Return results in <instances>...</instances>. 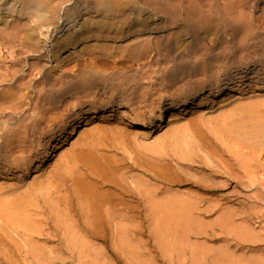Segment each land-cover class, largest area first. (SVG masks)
Wrapping results in <instances>:
<instances>
[{"label": "rangeland", "instance_id": "obj_1", "mask_svg": "<svg viewBox=\"0 0 264 264\" xmlns=\"http://www.w3.org/2000/svg\"><path fill=\"white\" fill-rule=\"evenodd\" d=\"M190 1L171 2L172 17L167 15V10H152L151 14L159 19L153 35L148 32L146 36L128 37L124 40L127 44L122 42L119 46L122 54L108 58L112 62L110 67L117 68L118 74L126 72L128 64H133V69L139 72L129 85V99L134 101V106L124 109L127 116L136 113L154 119L159 108L168 122L172 100L178 101L180 97L195 101L187 107L189 111L179 113L174 122L162 128L136 131L126 125L128 117L123 118L121 111L100 110L81 119L80 127L67 135L65 142L63 138L56 140V146L48 148L43 167L37 172L34 170L38 153L42 139L50 130L48 127L53 124L51 118L57 117L58 122V116L67 115L72 107L69 100L47 106L34 88L39 79L63 77L67 70L54 68V61L46 52L38 60L34 54L27 53L26 59L19 63L17 77L8 80L3 77L9 71L5 68L19 55L11 57L10 46L0 42V101L19 100L13 102L15 107L7 103L5 109L0 105L3 118L0 149L12 147L7 142L12 131L19 138V131H25L19 126H30L17 144V151L14 150L19 156L11 151L7 160L0 159V264H264V0ZM140 4L142 7L144 3ZM168 18L175 20L173 25L167 22ZM186 18L195 24L192 33L184 27ZM202 44L209 46L204 49ZM16 49L12 51L19 50ZM200 49L205 52L199 53ZM33 64L41 68L31 71ZM16 79L25 85L17 88ZM217 83L221 89L219 97L210 94ZM236 87L241 92L235 98H226ZM40 126L44 128L42 131L35 130ZM10 128L13 129L9 131ZM90 140L93 142L89 144ZM90 145L95 148L90 150ZM99 150L105 156L101 154L98 159L94 156L95 160L111 164L110 172L115 176L107 173L106 181L95 183L93 176L90 180L87 165L93 158L91 154ZM12 154L16 155L10 157ZM31 157L33 164L25 172L23 163ZM113 160L116 164L110 163ZM55 172L60 175L56 176ZM77 183L84 187V192ZM8 210L18 213L24 225L13 222ZM87 212L91 213H88L90 217ZM119 231L124 233L123 237Z\"/></svg>", "mask_w": 264, "mask_h": 264}, {"label": "bare ground", "instance_id": "obj_2", "mask_svg": "<svg viewBox=\"0 0 264 264\" xmlns=\"http://www.w3.org/2000/svg\"><path fill=\"white\" fill-rule=\"evenodd\" d=\"M81 1V0H80ZM168 1V2H166ZM174 1V0H173ZM172 0H85V2H79L77 0H0V42H4V44H7V46L9 47V51L11 50V52L9 53V55L14 56L13 54H17L18 59L15 58V61L13 62H9L8 66H6V70L8 69L9 71L5 72V74L3 75V77H7L8 80H11L17 75L18 70L20 69V64L22 62L23 59H26V55L27 53L29 54H34L35 56H37L38 58L35 59H39L41 57H43L42 53L46 52V56L50 57V59H52L54 61V68H64L65 70H67L65 72L66 76L63 77H58V78H51L49 76H46L45 78L41 76L42 80L39 79L38 81V85L35 86L34 88V92L37 93V95L39 94L41 96V100L42 103L47 105V106H53L55 104H63L65 103V100H69V102L71 103V105H69V107H72V110H69L68 114L64 115H59V121L57 122V117L55 118H51L53 121V124L50 125L48 128L50 129L46 134L47 136L42 139V144H41V151H39L38 153V158L36 161V169L34 170V172L39 171L42 167L43 164L45 162V157L46 154L48 153V148L50 147H55L56 146V140H59L60 138H63L64 142L67 139V135H72L76 128L80 127V120L81 119H85V117L89 116V115H94L96 114L98 111L100 110H111L113 111H121L119 113H121V115H124L123 118L128 117L125 121H128L126 125H129L131 128L136 129H153V128H162L166 123H170V122H174L176 120V118L178 117V114L181 112H188L189 109H187V107L189 105H193L195 101H193V98H191L192 100L189 101L188 98H182L177 101L176 99L172 100L171 105L173 106V108L169 111V115H168V122L167 119L165 118V114L162 113L161 109H157L159 110L158 113H154L155 114V118L153 119L151 117V115H144V114H134V116H127L126 110L124 109H130L132 108L133 105V100L129 99L131 93H130V87L129 85L134 82L137 74L139 73L137 70H134L133 64H128L126 65V72L118 74V70L114 69V67H110L111 66V61L108 59L109 55H119L122 54L121 52V46L122 42L125 43L124 40H128L130 38V36L135 35V34H145L144 36H146V33H150L152 34V31H154L155 27H157L156 22L159 20L156 15H152L151 11H155L156 9H158V11H162V10H167V15L169 17L174 16L171 11H172V4L171 2H173ZM197 1V0H195ZM140 2H142L143 4V8L139 6ZM184 2V1H183ZM182 2V3H183ZM189 2H191L189 0ZM200 2V0H199ZM212 2V1H211ZM210 2V3H211ZM187 3V2H185ZM193 3V2H192ZM196 3V2H195ZM216 3V1H215ZM218 3H220L218 1ZM217 3V4H218ZM184 4V3H183ZM198 5H200V3H197ZM222 4V3H221ZM220 4V5H221ZM226 4V3H225ZM141 5V4H140ZM188 5V4H187ZM191 4H189L188 6H190ZM157 6V7H155ZM192 7L194 5H191ZM196 6V4H195ZM203 6V5H202ZM135 7V10H134ZM146 7V8H144ZM155 7V8H154ZM174 7V6H173ZM177 7V5L175 6ZM174 7V8H175ZM191 7V8H192ZM198 7V6H197ZM226 7V6H224ZM133 8L131 11L130 9ZM207 8H212L207 7ZM171 9V10H170ZM200 8H198L197 10H199ZM134 10V13L132 12ZM146 10H149V14L145 13ZM188 10V9H187ZM212 10V9H211ZM209 9V11H211ZM184 11V9H183ZM182 11V12H183ZM186 11V10H185ZM194 11V16L198 17V12ZM207 10L205 9V12ZM213 11V10H212ZM224 11V10H223ZM227 11V10H225ZM224 11V12H225ZM189 12V11H188ZM202 12H204V10H202ZM184 13V12H183ZM201 13V12H200ZM208 13V12H207ZM219 13V12H218ZM155 14V13H154ZM164 14V12L162 13ZM188 14V13H186ZM220 14V13H219ZM222 14V12H221ZM177 15V14H176ZM182 15V14H181ZM193 15V14H192ZM211 15V14H210ZM214 15V13H213ZM178 16V15H177ZM187 16V15H186ZM200 19L203 20V18L201 17L202 15H199ZM218 16V15H217ZM165 17V16H164ZM193 17V16H192ZM194 17V18H195ZM196 17V18H197ZM210 17V16H209ZM215 17V15H214ZM178 18V17H177ZM190 18V16H189ZM193 18V19H194ZM221 17H218V19ZM223 18V15H222ZM162 19V18H161ZM165 19V18H164ZM199 19V18H198ZM207 19V17H206ZM205 19V20H206ZM209 19V18H208ZM183 20V19H182ZM204 20V21H205ZM217 20V17H216ZM223 20V19H221ZM161 21V20H160ZM164 21V20H163ZM195 21V20H194ZM208 21V20H207ZM213 21H215V19H213ZM162 22V21H161ZM168 23H172V25L174 24L175 20L172 18H168L167 19ZM195 22H199L198 20H196ZM212 22V20H211ZM216 22H219L218 20ZM165 23V22H164ZM179 23V22H178ZM181 23V22H180ZM207 23V22H206ZM185 26L191 30L195 31L196 29L193 28V26L195 27V24L192 23L190 24V22L187 20H185V22L183 23ZM198 24V23H197ZM203 24V23H202ZM201 24V26H203ZM162 25V23H161ZM200 25V24H199ZM206 25V24H205ZM167 26V25H166ZM177 26V24H176ZM183 28V27H182ZM171 29V28H170ZM184 29V28H183ZM165 31V30H164ZM168 31V30H166ZM181 31V30H180ZM185 31V30H184ZM200 31V30H199ZM190 32V31H189ZM188 32V33H189ZM169 33V32H168ZM167 33V34H168ZM194 33V32H193ZM179 34V33H178ZM148 35V34H147ZM153 35V34H152ZM195 35V34H194ZM138 36V35H137ZM136 36V38H137ZM155 36V35H154ZM166 36V35H165ZM184 36V35H183ZM199 36V35H198ZM203 36V32L202 35ZM129 37V38H128ZM139 37H143L140 36ZM138 37V38H139ZM161 37V36H160ZM172 37V36H171ZM175 37V36H174ZM204 37V36H203ZM137 38V39H138ZM173 38V37H172ZM181 38V37H180ZM184 38V37H183ZM182 38V39H183ZM151 39V38H150ZM193 39V38H191ZM190 39V41H191ZM204 39V38H203ZM132 40V39H131ZM180 40V39H179ZM202 40V39H201ZM147 41V40H146ZM145 41V42H146ZM196 41V39H195ZM204 41V40H203ZM160 42V41H158ZM168 42V41H167ZM185 42V41H184ZM194 42V39H193ZM197 42V41H196ZM48 43V44H46ZM143 43V42H142ZM181 43H183L181 41ZM188 43V40H187ZM203 43V42H201ZM127 44V43H125ZM129 44H131L129 42ZM146 44V43H145ZM144 44V45H145ZM170 44V43H169ZM179 44V43H178ZM185 44V43H184ZM192 44V43H191ZM1 45V44H0ZM3 45V43H2ZM48 45V46H47ZM134 45V44H133ZM168 45V44H167ZM186 45V44H185ZM189 45V43H188ZM199 45V44H198ZM6 46V45H5ZM126 46V45H125ZM125 46H122L125 49ZM137 46V44H136ZM157 46V45H156ZM159 46V45H158ZM180 47V45H177ZM183 46V44H182ZM191 46V45H190ZM203 46V44H202ZM201 46V47H202ZM209 46L208 44L206 45V47ZM19 50H17L18 48ZM128 47V46H126ZM169 47V46H168ZM174 47V46H173ZM178 47V48H179ZM195 47V46H194ZM200 47V46H199ZM206 47L203 46V48L205 49ZM17 51H12L15 50ZM138 48V46H137ZM175 48V47H174ZM187 48V47H186ZM191 48V47H190ZM193 48V47H192ZM148 49V48H147ZM180 49V48H179ZM176 49L175 50H179ZM182 49V47H181ZM188 49V48H187ZM202 49V48H201ZM200 49V50H201ZM207 49V48H206ZM189 50V49H188ZM199 50V53H202V51L204 50ZM211 50V48H210ZM124 51V50H123ZM157 51V50H156ZM168 51V50H167ZM176 51V52H177ZM180 51V50H179ZM190 51V50H189ZM163 52V51H162ZM175 52V51H174ZM175 52V53H176ZM182 52V51H181ZM185 52V50H184ZM205 52V51H204ZM43 53V54H44ZM137 53V51L135 52ZM191 53V52H190ZM8 54V53H7ZM145 54L147 55V53L145 52ZM188 54V53H187ZM198 54V53H197ZM205 53H203L204 55ZM33 55V56H34ZM137 55V54H136ZM174 55V54H173ZM176 55V54H175ZM186 54H184L185 56ZM194 56V54H192ZM7 56V55H6ZM34 56V57H35ZM189 56V55H187ZM199 56V55H198ZM197 56V57H198ZM10 57V60H11ZM122 57V56H121ZM124 57V56H123ZM131 57V56H130ZM141 57H143L141 55ZM140 57V58H141ZM173 57V56H172ZM191 57V56H190ZM9 58V57H8ZM119 58V56H118ZM138 58V57H137ZM135 58V59H137ZM166 58V57H164ZM169 58V57H167ZM181 58V57H179ZM188 58V57H187ZM193 58V57H192ZM200 58V57H199ZM3 59V58H2ZM115 59V58H114ZM127 59V58H126ZM175 59V57H174ZM204 59V58H203ZM1 60V59H0ZM5 60V58H4ZM118 60V59H117ZM116 60V61H117ZM123 60V58H122ZM130 60V59H129ZM138 60V59H137ZM141 61H143L142 59H140ZM183 60V59H182ZM9 61V59H8ZM7 61V62H8ZM114 61V60H112ZM121 61V60H120ZM135 61V60H134ZM141 61H137V62H141ZM168 61V60H167ZM173 61V59H172ZM200 61V60H199ZM198 61V62H199ZM6 62V60H5ZM118 62V61H117ZM128 62V61H127ZM132 63H134L133 61H130ZM136 62V63H137ZM177 62V61H176ZM185 62V61H184ZM115 63V62H114ZM129 63V62H128ZM178 63V62H177ZM188 63V62H187ZM141 64V63H140ZM170 64V62H169ZM172 64V63H171ZM183 64V63H182ZM7 65V64H6ZM38 65V64H37ZM34 66V64L30 67L31 71L37 70L39 68V66L37 67ZM117 65V64H116ZM121 65V64H120ZM185 65V64H184ZM118 66V65H117ZM125 66V64H124ZM135 66H138L137 64ZM173 66V65H172ZM1 67V66H0ZM119 67V66H118ZM123 67V66H122ZM41 68V66H40ZM172 68V67H171ZM143 69V68H142ZM174 69V68H173ZM179 69V68H178ZM3 70V69H1ZM139 70V69H138ZM177 70V69H176ZM255 70V69H254ZM3 71V72H4ZM140 71V70H139ZM143 71V70H142ZM182 71V70H181ZM39 72V71H38ZM77 72V73H76ZM120 72V71H119ZM123 72V71H121ZM132 72H134L135 74H131ZM2 73V72H1ZM129 73V75H128ZM144 72H142L143 74ZM175 73V72H174ZM173 73V74H174ZM142 74L140 73V75L142 76ZM181 74V73H179ZM239 73H236V75H238ZM146 75V74H145ZM172 75V74H171ZM178 75V74H177ZM2 75L0 74V77ZM17 77V76H16ZM146 77H144L145 79ZM1 79V78H0ZM3 79V78H2ZM137 79V78H136ZM149 79V78H148ZM178 79V78H177ZM17 80V79H16ZM146 80V79H145ZM243 81V80H242ZM2 82H5V79H3ZM8 82V81H7ZM6 83V82H5ZM201 83V82H199ZM204 83V82H203ZM231 83V82H230ZM11 84V83H10ZM9 84V85H10ZM137 84V83H135ZM134 84V85H135ZM202 84V83H201ZM1 85V84H0ZM7 85V84H6ZM17 88H20L22 85L24 86V83H21L20 79L16 81L15 83ZM12 86V85H11ZM131 86V85H130ZM133 86V85H132ZM1 87V86H0ZM5 87V86H4ZM8 87V86H7ZM15 88V86H12ZM135 87V86H134ZM241 87V86H240ZM14 88H12L13 90H15ZM137 88V87H136ZM1 89V88H0ZM6 89V88H5ZM4 89V91H5ZM9 90L8 93H10ZM215 91H213L214 93L210 92L211 95L219 97L221 94V89L219 88V84L217 83L216 86L214 87ZM8 90V88H7ZM18 90V89H17ZM1 92V91H0ZM140 92V91H139ZM138 92V93H139ZM185 92V91H184ZM241 90L239 87H236L234 89H232L231 93L228 95V97L226 98H235L236 94L240 93ZM7 93V95H8ZM143 94V92H141ZM192 93V92H191ZM195 93V91L193 92V94ZM18 94H20V92H18ZM186 94V93H185ZM190 94V93H189ZM188 94V96H190ZM2 95H5V93L2 90ZM12 96V94H10ZM9 95V96H10ZM134 95V94H133ZM139 95V94H138ZM145 95V94H144ZM11 96V97H12ZM17 95L15 94V97ZM192 96V95H191ZM20 97V96H19ZM132 97V96H131ZM141 97V96H140ZM145 97V96H144ZM173 97V96H172ZM9 98V97H8ZM23 98V97H20ZM190 98V97H189ZM3 100L0 101V105L2 104L3 107L1 108H5L6 109V104L9 103L10 106L13 105V107H15L14 103L15 101H13L11 103L10 99L9 101H5V98H2ZM5 99V100H4ZM19 99V98H18ZM140 99V98H139ZM168 99V98H167ZM173 99V98H172ZM26 100V99H25ZM143 100V99H142ZM19 101V100H18ZM17 101V102H18ZM139 101V100H138ZM141 101V100H140ZM158 101V100H157ZM160 102V101H159ZM157 103V102H156ZM26 104V103H25ZM34 104V101L32 103V105ZM139 104V103H136ZM158 104V103H157ZM169 104V103H168ZM202 104V103H200ZM42 105V104H41ZM44 105V106H45ZM66 105V104H65ZM156 106V104H154ZM159 105V104H158ZM157 105V106H158ZM203 105V104H202ZM5 106V107H4ZM26 106V105H25ZM138 106V105H137ZM151 106H153L151 104ZM150 106V107H151ZM201 106V105H200ZM8 107V106H7ZM28 107V106H26ZM31 107V106H30ZM62 107V106H61ZM160 107V106H159ZM0 108V110H1ZM17 108V107H16ZM46 108V107H45ZM66 109H68V107H65ZM144 108V107H143ZM59 109V108H58ZM61 109V108H60ZM64 109V107H63ZM65 109V110H66ZM70 109V108H69ZM137 109V108H136ZM151 109H155L152 108ZM18 111L20 110L19 108L17 109ZM134 110V109H133ZM142 110V109H140ZM149 110V108H148ZM8 111V110H7ZM12 111V109L10 110ZM14 111V110H13ZM31 111V110H29ZM45 111V110H44ZM46 111H49V109H47ZM51 111V110H50ZM109 111V112H111ZM136 111V110H135ZM138 111V110H137ZM150 111V110H149ZM1 112V111H0ZM22 112V111H21ZM52 112V111H51ZM102 112V111H101ZM142 112V111H141ZM140 112V113H141ZM4 113V112H3ZM20 113V112H19ZM26 113V112H25ZM118 113V114H119ZM13 114V112H12ZM17 114V113H15ZM29 114V113H28ZM36 114V113H35ZM49 114V113H48ZM109 114V113H108ZM126 114V116H125ZM132 114V115H133ZM18 115V114H17ZM51 117V114H49ZM4 116V115H3ZM9 116V115H8ZM13 116V115H12ZM23 116V115H22ZM53 116V114H52ZM130 116V117H129ZM29 118V117H28ZM40 120L43 119L42 117H39ZM1 119V117H0ZM3 119V118H2ZM1 119V120H2ZM6 119V116L5 118ZM23 120V118H21ZM121 119V118H120ZM31 119L29 118V121ZM33 120V119H32ZM48 120V119H46ZM122 120V119H121ZM9 121V120H8ZM18 121V120H17ZM27 121V123L29 122ZM34 121V120H33ZM32 121V122H33ZM45 121V120H44ZM31 122V123H32ZM40 123V121H38ZM42 122V121H41ZM49 122V121H48ZM124 122V121H123ZM8 123V122H7ZM26 123V122H25ZM30 123V122H29ZM22 124H24L22 122ZM13 125V124H12ZM26 125V124H25ZM25 125L23 126H19V127H24L23 130H25L24 132H20L18 129H16L17 131H19L20 136L19 138H15L13 132L11 133L13 134L14 138L11 136H7L8 140L7 142H11L12 147H10V143L8 144L9 146L2 149H0V159H8V155L11 154L10 152L16 150V146L17 144H20L22 141V139L24 138V135L26 133V128ZM32 125V124H29ZM28 125V126H29ZM84 125H86V123H84ZM124 124V126H126ZM2 126V124H1ZM16 126V125H15ZM34 126V125H33ZM43 126V125H42ZM11 127V126H10ZM13 127V126H12ZM47 127V126H46ZM120 128V126H118ZM129 127V128H130ZM3 128V127H1ZM8 128V127H7ZM17 128V127H16ZM30 128V126L28 127ZM27 128V129H28ZM125 128V127H124ZM13 129V128H12ZM10 128L9 131L12 130ZM33 129V128H32ZM41 129L40 127H36L35 130H39ZM44 129V128H42ZM42 129L40 131H42ZM47 129V128H46ZM5 130V129H4ZM2 130V131H4ZM7 130V129H6ZM21 130V129H20ZM30 130V129H29ZM70 130V131H69ZM121 131H123L124 129L120 128ZM6 134H8V132ZM22 131V130H21ZM31 131V130H30ZM34 131V130H32ZM1 132V131H0ZM27 133H29L27 131ZM3 134V133H1ZM4 134V135H6ZM36 134V133H35ZM41 134V133H40ZM23 135V136H22ZM27 135V134H26ZM31 135V134H30ZM44 135V134H43ZM28 136V135H27ZM26 136V137H27ZM37 136V135H36ZM42 136V135H41ZM45 136V135H44ZM43 136V137H44ZM31 137V136H30ZM6 140V137H2ZM38 138V137H37ZM26 139V138H25ZM30 140V139H29ZM39 140V139H38ZM3 142V141H2ZM5 142V141H4ZM93 141H88V143H92ZM6 143V142H5ZM85 143V144H88ZM3 144V143H1ZM25 144V143H24ZM23 144V145H24ZM82 145V143H80ZM14 145V146H13ZM86 147V145H84ZM89 146V145H88ZM94 146V144H93ZM5 147V146H4ZM22 147V146H21ZM84 147V148H85ZM19 148V147H18ZM26 148V147H25ZM89 148V147H88ZM95 147H92V145H90V150H92ZM21 149V148H20ZM79 149V148H78ZM87 149V148H85ZM26 150H29L26 149ZM89 150V149H88ZM17 151V150H16ZM21 151V150H20ZM76 151V150H75ZM15 152V151H14ZM23 152V151H21ZM26 152V151H25ZM28 152V151H27ZM90 152V151H89ZM88 152V154H89ZM95 152V151H94ZM98 152V151H97ZM17 153V152H15ZM84 152L80 153L82 155ZM86 153V151H85ZM92 153V152H90ZM100 150L97 154L94 155L91 154L93 156V158L91 157V161L90 163H88L87 168L88 171H90V180H92V176L94 178V180L92 182H100L102 181H106V175L107 173L114 174V172H110V170L112 171L113 169L111 168V164L106 165L103 163H100L98 160H95L94 156L98 159V157L103 154H99ZM18 154V153H17ZM23 154V153H21ZM20 154V156H21ZM30 154V153H29ZM35 154V153H34ZM87 154V153H86ZM99 154V155H98ZM16 155V154H15ZM15 155H10L11 156H15ZM75 154L73 153V157ZM77 155H79L77 153ZM97 155V156H96ZM19 156V154H18ZM35 156V155H34ZM90 156V155H88ZM102 156H105V154H103ZM9 157V158H10ZM79 157V156H78ZM77 157V158H78ZM80 157H82L80 155ZM79 157V159H80ZM84 157V156H83ZM19 158V157H18ZM87 158V157H86ZM86 158H82L83 160H85V162H87ZM89 158V157H88ZM111 158V157H110ZM13 159V158H12ZM20 159V158H19ZM26 162L23 163L24 164V171L27 172L28 170V165L31 163L33 164L32 157L31 158H26ZM71 159H74L71 157ZM90 159V158H89ZM4 160V161H5ZM36 160V159H35ZM109 160V159H108ZM1 161V160H0ZM22 161V159H21ZM76 161V160H75ZM80 161V160H79ZM100 161H102L100 159ZM110 161L111 162H114ZM117 161V160H116ZM8 162V161H7ZM24 162V161H22ZM21 162V163H22ZM77 162V161H76ZM82 162V161H80ZM79 162V163H80ZM89 162V160H88ZM5 163V162H4ZM35 163V162H34ZM115 163V162H114ZM113 163V164H114ZM84 164V163H83ZM82 164V165H83ZM116 164V163H115ZM114 164V165H115ZM118 164V161H117ZM10 165V164H9ZM86 165V164H85ZM113 165V166H114ZM22 166V164H21ZM84 166V165H83ZM112 166V167H113ZM22 168V167H21ZM79 168H81L79 166ZM84 168V167H83ZM111 168V169H110ZM116 167H114L115 169ZM119 168V166H118ZM117 168V169H118ZM66 169L63 170V172ZM83 170V169H82ZM86 170V168H85ZM84 170V171H85ZM109 170V172H107ZM23 171V172H24ZM83 171V173H84ZM115 171V170H114ZM118 171V170H116ZM62 172V173H63ZM66 172V171H65ZM60 173V172H59ZM81 173V172H80ZM82 173V174H83ZM85 174V173H84ZM109 174V176H110ZM55 175H60L56 174ZM53 176L56 178V176ZM89 175V176H90ZM84 176V175H83ZM113 176V175H112ZM60 177V176H59ZM58 177V178H59ZM79 177V176H78ZM77 177V178H78ZM117 177V176H116ZM76 178V179H77ZM84 178H86L85 176L82 178V180H84ZM88 178V177H87ZM108 178V177H107ZM111 178V177H110ZM114 178V177H113ZM80 179V178H79ZM115 179V178H114ZM81 180V179H80ZM81 180V181H82ZM108 180V179H107ZM111 180V179H110ZM117 180V178L115 179ZM71 183L73 181L69 180ZM76 182V180H74ZM73 181V182H74ZM79 181V180H77ZM114 181V180H112ZM118 181V180H117ZM116 181V182H117ZM80 182V181H79ZM86 181L84 180L83 186H85L84 184ZM91 182V181H90ZM119 182V181H118ZM117 182V183H118ZM70 183V184H71ZM89 183V182H87ZM94 183V184H95ZM115 183V181L113 182ZM93 184V186H94ZM99 184V183H98ZM106 184V183H105ZM119 184V183H118ZM80 184L77 183V186H79ZM91 185V184H89ZM104 185V183H103ZM120 185V184H119ZM74 189H75V184L73 185ZM82 186V185H81ZM79 186L80 190L82 188L83 191V186L81 187ZM92 186V185H91ZM105 186V185H104ZM87 187V186H86ZM102 187V186H101ZM100 187V188H101ZM122 187V186H121ZM89 188V187H88ZM120 188V187H119ZM87 189V188H86ZM78 190V189H77ZM89 190V189H88ZM87 190V191H88ZM94 190V189H93ZM91 191V189H90ZM84 192V191H83ZM82 192V194H83ZM89 192V191H88ZM116 192V191H115ZM93 195H96V192L94 191ZM98 194L100 193V191L98 190L97 192ZM91 194V193H89ZM88 194V195H89ZM113 193H111L110 195H112ZM103 195V193L101 194V196ZM116 195V193H115ZM114 195V196H115ZM118 195V194H117ZM105 196V195H104ZM113 196V195H112ZM98 197V196H96ZM111 197V196H110ZM95 198V197H94ZM103 198V197H102ZM101 198V199H102ZM106 198V196L104 197ZM116 200V196L114 197ZM119 198V197H118ZM93 200V199H92ZM91 200V201H92ZM103 200V199H102ZM109 200V199H108ZM96 201V200H95ZM99 201V200H98ZM16 202V201H15ZM102 202V201H101ZM104 202V201H103ZM102 202V204H103ZM109 201H107L106 203H108ZM113 202L114 199H113ZM104 202V204H106ZM95 204V203H94ZM4 208H6L5 204H2ZM98 205V204H97ZM95 207H98V206ZM16 206V205H15ZM15 206L14 209H17ZM92 206L91 204L88 206L90 207ZM101 206V205H100ZM106 206V205H104ZM87 207V208H88ZM103 207V205H102ZM3 208V209H4ZM92 208V207H91ZM94 209V208H93ZM98 209V208H95ZM94 209V211H95ZM99 209H101L99 207ZM98 209V210H99ZM7 210V209H6ZM93 211V210H92ZM8 213L9 210L7 211ZM6 212V214H8ZM98 212V211H97ZM13 212L11 211L10 216L13 215V218L10 217V219H13V222H16V224L19 225H24V221L22 220V218H19L20 216H18L19 214L15 213L12 214ZM89 212H87L88 214ZM93 213V212H92ZM96 213V212H94ZM93 213V214H94ZM12 214V215H11ZM91 214V213H89ZM88 214V216H89ZM97 214V213H96ZM95 214V215H96ZM9 215V214H8ZM17 215V216H16ZM135 216V215H133ZM90 217V216H89ZM94 217V216H93ZM85 218V217H84ZM95 218V217H94ZM135 218V217H134ZM96 220V219H95ZM89 224V223H88ZM87 226V225H86ZM90 226V225H88ZM91 228V227H89ZM86 229V228H85ZM95 229V228H94ZM93 229V230H94ZM92 230V231H93ZM90 231V229H89ZM123 232V231H122ZM92 233V232H91ZM94 233V232H93ZM126 234V233H125ZM119 235L121 237L124 236V233H121L119 231Z\"/></svg>", "mask_w": 264, "mask_h": 264}]
</instances>
